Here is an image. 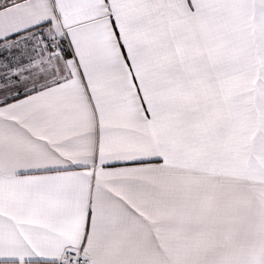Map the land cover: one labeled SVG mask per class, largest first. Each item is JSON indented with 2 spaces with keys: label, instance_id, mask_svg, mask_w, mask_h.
Returning a JSON list of instances; mask_svg holds the SVG:
<instances>
[{
  "label": "snow or ice",
  "instance_id": "6c2138e0",
  "mask_svg": "<svg viewBox=\"0 0 264 264\" xmlns=\"http://www.w3.org/2000/svg\"><path fill=\"white\" fill-rule=\"evenodd\" d=\"M0 264H264V0H0Z\"/></svg>",
  "mask_w": 264,
  "mask_h": 264
}]
</instances>
